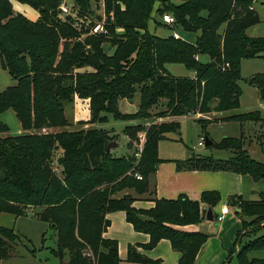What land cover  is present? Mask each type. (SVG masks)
Listing matches in <instances>:
<instances>
[{
	"label": "trees",
	"instance_id": "trees-1",
	"mask_svg": "<svg viewBox=\"0 0 264 264\" xmlns=\"http://www.w3.org/2000/svg\"><path fill=\"white\" fill-rule=\"evenodd\" d=\"M12 1L37 11L38 19L31 21L15 13ZM64 1L0 0V67L15 81L0 92V115L13 111L23 132L0 137V214L20 217L30 213L48 223L55 235V248L49 251L58 264H119L116 241L103 237L110 226L106 215L117 211L125 213L135 232L149 236L146 244L128 245L127 263L160 264L138 249L149 251L167 240L180 254L177 264H194L208 235L179 228L200 223L198 201L182 195L174 200L154 199L151 209L142 210L132 206L134 197H124L125 191L138 196L147 192L148 178L162 162L158 143L166 139L165 134L178 132L179 122L152 124L143 142L138 136L141 125L125 128L128 148L132 150L134 142L142 148L137 160L135 153L112 157L104 152L114 141L109 131L92 127L40 132L68 126L64 112L74 96L90 99L91 115L86 125L103 123L106 115L121 120L145 119L161 100L165 109L152 115L155 118L238 109L241 61L264 60V37L246 34L260 22L251 9L253 0L163 1L156 13L171 15L172 26L185 32H198L194 44L147 31L157 0H102L104 34H91L96 23L85 25L91 0H71L70 13L61 17ZM106 44L115 50L113 55L105 53ZM201 55L210 61L201 64ZM170 64L182 65L193 72V77L170 75L165 67ZM83 68L91 72H80ZM247 82L264 101V74L253 75ZM136 93L140 96L138 110L120 114L118 102L131 101ZM222 121L237 123L242 129L244 124L263 123L264 119L254 111L233 114ZM197 122L207 135V125L217 121ZM6 132L8 127L0 121V133ZM208 148L230 155L216 159L192 154L189 159L175 161L177 169L231 172L249 176L254 182L264 180L263 148V162L252 160L239 138L224 137ZM57 151L60 155L54 159ZM200 202L214 207L220 195L203 192ZM227 205L236 211L241 229L236 235L238 249H231L221 264H230L233 257L238 264H264V258L250 257L264 251V234L244 244L239 242L240 237L255 235L264 228V193L255 201L232 196ZM248 227L254 230L244 233ZM17 241L20 237L12 228L0 226V264L12 256Z\"/></svg>",
	"mask_w": 264,
	"mask_h": 264
},
{
	"label": "rangeland",
	"instance_id": "rangeland-1",
	"mask_svg": "<svg viewBox=\"0 0 264 264\" xmlns=\"http://www.w3.org/2000/svg\"><path fill=\"white\" fill-rule=\"evenodd\" d=\"M163 1L179 4V2L176 0H157L154 4L151 18L147 23V31L152 35L163 38L171 36L172 33L176 32L182 40L190 44H194L197 36L199 35L198 32H185L179 27L172 26V24H165L163 22L162 15H158L156 13V10L161 6ZM64 2V4L72 8L73 5L71 0H65ZM12 8L15 13L26 16V18H29L31 21L33 20L32 18H35V16H37V11L35 12V10L30 8L29 6L22 5L16 1H12ZM251 9L257 12L260 22L259 24L249 28L246 31V34L248 37H264L263 1L253 0ZM86 15V26L91 25L90 22H93L94 24L99 23L105 29L106 17L104 14V3L102 0L95 4L91 0V6ZM83 20L84 19H82L81 21ZM223 29L224 26H222L219 31L222 32ZM104 51L107 55L111 56L114 54L115 50L106 44L104 46ZM198 60L201 64H206L210 61L209 57L206 55L199 56ZM165 67L167 69V72L175 77H189L193 74L192 71L187 70L182 65L170 64L166 65ZM80 72H91V69L83 68L80 70ZM256 74H264V60L259 58L242 60L240 64L241 79L238 82V85L240 86L242 91L239 108L236 110L220 113V115L196 114L177 117L175 120L179 122L180 129L176 133L171 132L165 134L166 139L161 140L158 143V156L160 158H173L182 157L187 154L188 156H192V154H195L201 156H212L216 159H227L230 155L229 152L208 148V146L205 145L202 147H197V143L201 138L204 139L205 137H207V139L212 143H218L224 137H234L242 140L243 149L248 153L249 157L252 160L256 162H263L262 148L264 149V122L244 124L242 126V129L239 127V124L233 122L225 124L211 123L207 125V135H204L202 133L201 125L197 122V120L201 119L208 123L210 120L213 121L215 118L225 119L233 114H241L254 111L258 112L261 118L264 119V101H261L259 99L256 88L250 86L247 82L250 77ZM13 85H15V81L5 70L0 67V92ZM125 101L118 102V112L120 114H134L138 110V107L140 105L139 93H136L131 101ZM164 109L165 102L161 100L157 106L153 107L149 111L150 116L146 117L145 119L121 120L115 119L112 115H106L105 122L86 125L87 121L90 120L91 115L90 99H80L77 96H74L73 103L70 106H67L64 112L68 126L43 129L40 133L76 131L93 127L96 129H102L104 131H109L111 135L114 136L113 142L116 144V147L110 150V154L112 157H122L130 155L132 153L138 154L139 145H137V143H133L132 150L128 148V139L124 134V129L131 126L141 125L142 130L138 134V136L140 141L143 142L145 131L152 124L172 122V120L168 118H155L152 116L157 112L163 111ZM0 120L8 127V132L0 133V137H14L23 134L20 123L13 111L8 110L2 113L0 115ZM59 155L60 151H57L55 153L54 159ZM135 158L136 160L139 159V157ZM135 164H137V161ZM259 185H264V181H261ZM260 188H262L260 193H264V187L262 186ZM149 190L150 189L148 188L143 198L153 201L154 197L152 196V193L149 192ZM125 192L127 193L126 195L132 194L131 197H134V199L140 197L138 195H135L132 191ZM0 226L12 228L14 232L20 237V241H17L12 256L7 260H3L2 264L58 263V259L54 258L49 251L50 249L55 248V235L48 223L37 220L30 213L27 216L20 217H14L10 214H0ZM253 230V228L248 227L247 231H245L244 233H249ZM251 234L249 233L246 234V236H242L241 244H244L245 242L253 239L256 236L263 235L264 228H262L255 235ZM256 256L264 258V251L254 252L250 254V257ZM64 261H67V256L64 258ZM230 264L238 263L236 262L235 258H232Z\"/></svg>",
	"mask_w": 264,
	"mask_h": 264
},
{
	"label": "crops",
	"instance_id": "crops-1",
	"mask_svg": "<svg viewBox=\"0 0 264 264\" xmlns=\"http://www.w3.org/2000/svg\"><path fill=\"white\" fill-rule=\"evenodd\" d=\"M38 17L39 14L37 12V16L32 18V21H35ZM193 75L189 77H193ZM122 101L125 100H120V102ZM211 114L220 115V113ZM168 119L176 121V118ZM214 121H217V124L230 123L222 121L220 118H215ZM190 157L188 154L173 158H160L158 156L162 162L158 164L155 173L148 178L149 192L152 193L154 199L158 200H174L182 195L191 201H198L202 217L200 223L180 227L179 229L208 235L207 241L197 253L194 264H221L226 260L231 249H238L239 245H236V235L241 229V221L236 216V212L227 205L228 198L239 196L246 201H255L261 192L262 188L260 187H264V185L259 184L264 180L254 182L249 176H242L231 172L178 170L175 161L186 160ZM203 192L219 193L220 202L214 207H208L207 204L200 202ZM129 195L132 196V194ZM143 196L141 195L134 199L132 206L142 210L151 209L154 206V200H146ZM210 208L212 209V221L206 220V213ZM222 209H227L228 213L224 215L221 221H216L215 217L220 215ZM106 219L109 220L110 226L104 232L103 237L116 241L118 258L120 260L119 264H133L125 261L128 245L146 244L149 241V236L135 232L126 221L123 211L107 214ZM241 239L242 237H240V243ZM138 251L149 259L160 260V264H177L180 257L178 252L172 250L167 240H161L152 250L144 251L138 249ZM256 257L260 258V256ZM66 262L64 261V263Z\"/></svg>",
	"mask_w": 264,
	"mask_h": 264
},
{
	"label": "built area",
	"instance_id": "built-area-1",
	"mask_svg": "<svg viewBox=\"0 0 264 264\" xmlns=\"http://www.w3.org/2000/svg\"><path fill=\"white\" fill-rule=\"evenodd\" d=\"M256 1V0H255ZM260 1V0H259ZM261 1H263V3H264V0H261ZM60 14H61V17H63V16H65V15H67V14H69L70 13V9H69V7L66 5V4H63V5H61V7H60ZM162 19H163V22L165 23V24H169V25H171V24H173L174 23V19L172 18V16L171 15H167V14H165V15H163L162 16ZM91 34H104L105 33V30H104V28L99 24V23H97V24H95L92 28H91ZM172 36L175 38V39H181L180 37H179V35L176 33V32H174V33H172ZM202 146H204V139H200L199 140V142L197 143V147H202ZM138 149H139V153L138 154H135V157H139V155H140V153H141V150H142V148H141V146L140 147H138ZM195 149V148H194ZM136 178L138 179V180H141V177H139V176H136ZM228 213V210L227 209H222L221 210V212H220V215H218L217 217H216V220L217 221H221L222 219H223V217H224V215H226Z\"/></svg>",
	"mask_w": 264,
	"mask_h": 264
},
{
	"label": "water",
	"instance_id": "water-1",
	"mask_svg": "<svg viewBox=\"0 0 264 264\" xmlns=\"http://www.w3.org/2000/svg\"><path fill=\"white\" fill-rule=\"evenodd\" d=\"M210 144H211V142H209V141L207 140V138H204V145H205V146H210ZM115 147H116V144H115L114 142H110V143H109L108 145H106V147L104 148V152H105L106 154H108V153L110 152V150H111L112 148H115ZM124 197H126V198H130L131 195H125ZM206 220H208V221H212V209H211V208L207 210V213H206Z\"/></svg>",
	"mask_w": 264,
	"mask_h": 264
}]
</instances>
